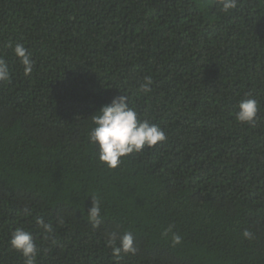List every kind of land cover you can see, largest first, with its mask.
<instances>
[{"label": "trees", "instance_id": "1", "mask_svg": "<svg viewBox=\"0 0 264 264\" xmlns=\"http://www.w3.org/2000/svg\"><path fill=\"white\" fill-rule=\"evenodd\" d=\"M0 57V264H24L17 227L35 264H264V0H0ZM124 94L166 140L110 169L91 116ZM249 96L253 124L235 119ZM111 233L136 253L117 262Z\"/></svg>", "mask_w": 264, "mask_h": 264}, {"label": "clouds", "instance_id": "2", "mask_svg": "<svg viewBox=\"0 0 264 264\" xmlns=\"http://www.w3.org/2000/svg\"><path fill=\"white\" fill-rule=\"evenodd\" d=\"M239 0H218V6L223 12H229L237 8ZM11 47V45H9ZM15 56L24 67L25 75H30L33 69L34 61L32 53L20 43L15 44L13 48ZM11 74L6 61L0 57V81H9ZM151 77L145 78V83L141 85V91L150 92ZM238 111L235 113V119L241 123L253 124L259 111V105L256 99L245 98L237 105ZM94 125L89 132L90 141L98 147L99 160L110 169L117 168L122 163V158L132 153L141 152L145 146L154 147L158 142L166 140L163 129L148 120H141L135 108L129 106L128 97L118 95L110 103L104 104L98 111L91 116ZM92 198V206L87 210L89 222L92 227L98 228L100 225V201ZM36 223L45 233L53 234V226L46 223L43 217H37ZM171 229L167 230L170 231ZM245 239L252 240L253 233L245 229L242 233ZM54 244L56 241L53 239ZM173 242L179 244L181 237L173 234ZM10 246L20 252L24 259V264H35L38 248L30 231L23 227H17L11 232L9 242ZM107 244L112 248V255L117 262L121 253L135 254L137 249L134 244V237L131 233H125L117 237L111 233Z\"/></svg>", "mask_w": 264, "mask_h": 264}]
</instances>
